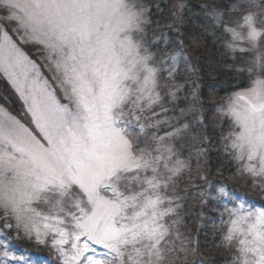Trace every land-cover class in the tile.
I'll use <instances>...</instances> for the list:
<instances>
[{"label": "snow or ice", "instance_id": "6c2138e0", "mask_svg": "<svg viewBox=\"0 0 264 264\" xmlns=\"http://www.w3.org/2000/svg\"><path fill=\"white\" fill-rule=\"evenodd\" d=\"M173 8L170 22L150 29L146 0H0V21L44 52L51 73L50 80L0 22V70L34 125L0 108V232L55 249L61 264H189L195 241L181 231L178 210L190 196L216 202L231 264H264V208L213 184L207 134L191 136L200 145L193 165V153L185 158L178 147L189 125L156 119L178 110L204 123L196 81L186 107L176 106L181 62L198 69L181 31L186 5L174 0ZM208 14L228 35V50L253 54L249 86L216 111L229 120L220 140L230 178L264 193V0H232ZM157 29L179 38L171 44ZM199 46L193 36L191 47ZM161 124L171 130L160 135ZM2 257L0 264L17 259L7 250Z\"/></svg>", "mask_w": 264, "mask_h": 264}, {"label": "trees", "instance_id": "16d2710c", "mask_svg": "<svg viewBox=\"0 0 264 264\" xmlns=\"http://www.w3.org/2000/svg\"><path fill=\"white\" fill-rule=\"evenodd\" d=\"M183 2L186 8L181 31L184 33L185 44L188 45L187 52L191 62L196 66L198 71L193 73L185 62H181L176 74V81L177 83L184 84V88L177 93L181 99L176 102V106L177 109L186 107L188 101H185L183 96L191 91L193 87L192 82L196 81L199 87V95L203 100V107L200 111L203 113L204 123L201 125L197 113L188 112L181 116L178 110L175 114L172 111L161 113L156 119L169 118L173 123H187L189 125L188 132L191 135H186L180 144H178V147L182 144L180 150L185 158L188 157L190 152L193 153V165H195V149L200 147V145L192 143L191 136L195 135L199 137L207 134L208 143L205 146H211L212 149L209 156L212 164L213 184L227 185L235 193V196L239 197L250 209L264 208V193L254 191L249 186L243 184V182L234 181L230 178V173L233 169L230 167L228 157L223 151V143L220 140L221 132L223 131L226 134L228 130L229 120L228 117L220 115L216 111V107L218 105H226L227 99L232 93L249 86L250 76L246 69L251 65L253 60L252 53L235 52L232 54L227 49L225 41L229 39L228 35L223 33L221 28L214 27V21L208 14L210 10H215L216 8L227 9L232 0H183ZM146 3L151 8L150 17L153 23L149 26L150 29H154L158 23L164 24L172 20L171 13L174 11V0H146ZM156 5H159V9H157ZM206 5L208 7H205ZM157 30L167 31L171 44H175L179 38V34L175 31L167 29ZM193 36L198 38L200 45L198 48L191 47V38ZM163 47L164 45L161 43L154 45L152 50L159 52V49ZM36 49L39 50L38 48ZM239 69H244V71H240ZM162 95H164L163 92ZM16 101L19 103L17 95L0 75V102L11 110L15 107V109L20 107L22 111L21 106H16ZM164 103L169 109L173 108V104L167 96H165ZM217 125L221 127H217ZM169 130L171 129L161 124L159 134L164 135L165 131ZM149 131L153 130L150 129ZM216 168H222L223 175H218ZM189 191L194 192L195 190L189 189ZM182 203L184 205L183 208L178 210L181 213V217H183V225L181 227L183 230L185 228L191 230L193 225L194 229H192L190 234L194 236V241L198 242L200 246L196 254L197 256L195 253H190L189 258L195 261L194 264H231L232 253L220 246V224L218 225L219 230L217 227L214 229L213 236L209 225L206 222L201 223L200 221V217L205 211L211 213L210 211L217 207L216 202L209 200L208 205L203 207L199 200L194 202L189 196ZM230 206L232 207L231 204ZM205 214L210 216L208 213ZM2 224L3 221H1ZM202 224H206L208 228L203 232L199 230V225L202 230ZM5 230L8 234L7 244L14 246L17 250L25 249L29 252H36L38 245L34 241L23 238L16 239L14 230ZM191 239L193 240V238ZM15 248L8 249V251L12 250L15 252ZM31 254L34 255V253ZM32 255L29 257L30 255L22 253L17 254V257L24 259V264H32Z\"/></svg>", "mask_w": 264, "mask_h": 264}, {"label": "rangeland", "instance_id": "374dc122", "mask_svg": "<svg viewBox=\"0 0 264 264\" xmlns=\"http://www.w3.org/2000/svg\"><path fill=\"white\" fill-rule=\"evenodd\" d=\"M0 22H3L5 24V27L9 31V35L12 36V39L29 55V57L31 59L35 60L37 62V64L41 65V71L44 73L45 76H47L51 80V73L48 71V69L46 67H44V63H45V61L43 60L44 52L42 50H37L36 49L37 46L31 45V44L22 43L21 39H20V35L12 31V25L11 24L7 23V21H0ZM231 53L234 54L235 52H231ZM16 71H17V73H19L20 70L17 69ZM0 75L8 83V85L10 86L12 91L17 95L19 103L16 101L15 104H16L17 107L21 106L22 111L20 110V107L17 108V109H15L16 108L15 107V108H13L11 110L10 108H8L2 102H0V108L5 109L8 113H10L12 116H15L22 123H25L29 127L31 125V127L34 128V125L31 124V116L27 112V106L25 105L24 99H22L20 94L16 91V88L13 85L12 80L10 79V77L3 70H0ZM52 83H53V85H55L54 81H52ZM57 94L61 97L62 102H64V103L68 102V101L63 99V94L60 93L59 89H57ZM25 119H27L26 122H25ZM239 200L242 201L240 198H239ZM225 203H227V201ZM207 205L208 204L203 205V207H206ZM228 206L231 207L230 204H228ZM246 207H248V206H246ZM210 212L211 213L205 211V213H208L210 216H208L207 214L204 213L200 217V221H201V223H205L206 222V224L209 225V229H211V231H212L211 233L213 234L214 233L213 231H214V229H216V227L219 230L218 225L220 224L219 222H221V221H220V214L216 210V208L212 209ZM181 218H183V217H181ZM225 219H226V214H225ZM206 224H202V230L200 228L201 226L199 225V230L202 231V232L204 230H207L208 228H207ZM0 226H2L1 225V221H0ZM192 229H194L193 225L191 227V230H188V228H185L183 230V228L181 227V231L184 232L186 235H188L190 238H193V241H194V236L190 234ZM6 232L7 231L5 229H3V232H0V259L3 258L2 257V253L5 250L8 251V249L15 248L14 246L6 243V241L8 239V237H7L8 234L5 235ZM213 236H214V234H213ZM4 244L8 245L7 249H5L3 247ZM191 247L195 248V252L194 253L196 255L198 253V251H199V248H200L198 242L195 241V243L193 245H191ZM10 253L12 255H14L17 259L16 260L9 259L8 264H24V259H22L20 257H17V254H22V253H26L27 255H30L29 257H31V255H32L31 253H34V255H32L33 256L32 264H51V263L61 264V258L59 256V254L55 251V249H53V248H51L49 246L38 245V248H37L36 252H29L28 250H25V249L24 250H17L16 249L15 252H13L11 250ZM188 259H189V263L190 264L191 263L192 264L195 263V261H192V259H190L189 257H188ZM55 261H57V262H55Z\"/></svg>", "mask_w": 264, "mask_h": 264}]
</instances>
